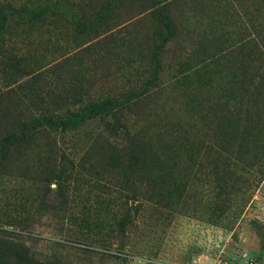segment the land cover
Returning <instances> with one entry per match:
<instances>
[{
    "label": "trees",
    "instance_id": "obj_1",
    "mask_svg": "<svg viewBox=\"0 0 264 264\" xmlns=\"http://www.w3.org/2000/svg\"><path fill=\"white\" fill-rule=\"evenodd\" d=\"M113 1L0 0V174L18 171L47 184L55 180L60 204L67 207V193L94 188L106 170L103 162H117L126 221L133 200H154L152 175L169 172L161 166L190 140V124L202 119L220 91L237 109L234 104L227 111L231 128L214 133L218 154L233 148L249 153L256 174H262L264 136L260 145L258 132L240 129L237 121L238 108L247 117L248 103L264 104V0L251 1L246 23L232 18L229 0ZM134 6L140 16L132 24L112 25L119 8ZM25 25L67 32L62 37L72 46L56 63L39 67L37 55L22 52L13 39ZM171 42L174 53L183 55L169 84L186 101L181 115L158 104L165 88L160 63ZM118 58L134 64L125 75ZM95 60H116L112 66L122 72V91L89 94L86 62ZM131 115L138 125L130 123ZM80 132L81 155L66 141L79 140ZM6 229L0 225V238L13 234Z\"/></svg>",
    "mask_w": 264,
    "mask_h": 264
},
{
    "label": "rangeland",
    "instance_id": "obj_2",
    "mask_svg": "<svg viewBox=\"0 0 264 264\" xmlns=\"http://www.w3.org/2000/svg\"><path fill=\"white\" fill-rule=\"evenodd\" d=\"M229 1L232 18L246 23L244 13L252 0ZM139 16L135 6L121 7L112 25H130ZM132 28L134 25L129 31ZM17 32L20 34L13 38L17 47L24 53L34 52L39 67L56 63L72 46L71 39L62 37L67 32L59 34L54 27L25 25L17 27ZM174 48L171 42L162 54L160 76L165 88L158 104L181 115L186 101L169 86L171 69L183 57ZM114 61L86 62V88L91 96L122 91L121 73L125 75L131 70L127 65L134 64L118 58L121 72L112 66ZM237 66L236 62L233 68ZM214 96L216 100L209 102L211 108L202 119L190 124V140L174 148L161 166V171L168 168L169 172L152 175L154 200L147 204L133 200L126 221L121 217L122 177L117 162H103L106 170L94 188L85 192L74 188L67 193V207L60 204L55 180L47 184L18 171L0 174V225L13 231L0 238V264H209L216 260L264 264V169L258 176L249 153L241 154L236 148L227 155L218 154L214 133L220 135L231 128L227 111L234 104L237 109V103L224 91ZM248 107L247 117L238 108L241 119L237 124L253 135L258 132L255 140L261 145L264 104L248 103ZM134 117L130 116V123L138 125ZM89 129L88 125L84 131ZM79 135L77 141L69 137L66 141L68 148L76 145L81 155L83 132Z\"/></svg>",
    "mask_w": 264,
    "mask_h": 264
},
{
    "label": "built area",
    "instance_id": "obj_3",
    "mask_svg": "<svg viewBox=\"0 0 264 264\" xmlns=\"http://www.w3.org/2000/svg\"><path fill=\"white\" fill-rule=\"evenodd\" d=\"M209 264H227V263L223 260H216V261H213L212 263H209Z\"/></svg>",
    "mask_w": 264,
    "mask_h": 264
}]
</instances>
